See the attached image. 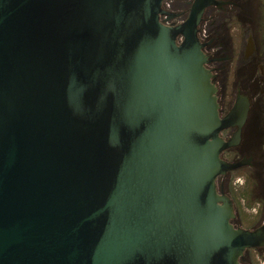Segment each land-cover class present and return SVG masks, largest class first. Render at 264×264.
<instances>
[{"label":"water","instance_id":"obj_1","mask_svg":"<svg viewBox=\"0 0 264 264\" xmlns=\"http://www.w3.org/2000/svg\"><path fill=\"white\" fill-rule=\"evenodd\" d=\"M162 1L0 0V264H243L262 243L216 187L214 0L174 27Z\"/></svg>","mask_w":264,"mask_h":264},{"label":"flooded vegetation","instance_id":"obj_2","mask_svg":"<svg viewBox=\"0 0 264 264\" xmlns=\"http://www.w3.org/2000/svg\"><path fill=\"white\" fill-rule=\"evenodd\" d=\"M194 2L163 0L159 21L168 27L184 23ZM197 38L219 117L233 115L220 134L233 143L220 158L234 167L217 178V191L232 202L235 228L264 229V0H214L202 12ZM237 105L246 110L244 121L240 113L234 116ZM261 242L244 250L243 264H264V237Z\"/></svg>","mask_w":264,"mask_h":264},{"label":"rangeland","instance_id":"obj_3","mask_svg":"<svg viewBox=\"0 0 264 264\" xmlns=\"http://www.w3.org/2000/svg\"><path fill=\"white\" fill-rule=\"evenodd\" d=\"M236 200H237V198H236ZM238 222H240V220H238V218H236L235 223H238Z\"/></svg>","mask_w":264,"mask_h":264}]
</instances>
